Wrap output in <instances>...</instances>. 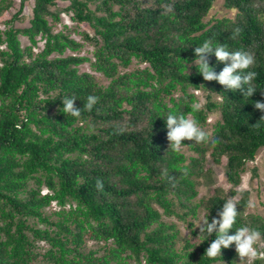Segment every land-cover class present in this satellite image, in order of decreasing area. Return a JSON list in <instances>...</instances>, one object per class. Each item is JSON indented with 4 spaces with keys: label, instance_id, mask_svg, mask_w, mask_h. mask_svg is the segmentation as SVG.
<instances>
[{
    "label": "trees",
    "instance_id": "obj_1",
    "mask_svg": "<svg viewBox=\"0 0 264 264\" xmlns=\"http://www.w3.org/2000/svg\"><path fill=\"white\" fill-rule=\"evenodd\" d=\"M215 1L70 0L67 9L93 29L86 34L93 58L65 54L82 43L54 29L57 0H34L28 26L9 21L0 28V264H240L235 242L209 257L214 233L200 242L192 228L193 240L164 218L192 227L200 206L209 219L218 215L222 188L196 198L197 177L210 170L208 153L218 163L226 156L227 178L239 185L247 161L264 147V110L254 104L264 99V0H225L236 15L211 22ZM11 4L0 0V22ZM22 33L30 44L22 45ZM39 35L45 42L36 51ZM204 39L253 55L246 69L256 73L252 97L198 72L194 48ZM134 58L146 65L127 69ZM209 60L216 71L226 63L214 53ZM84 61L108 82L82 71ZM191 88L206 92L204 106L190 108ZM89 94L98 97L90 110L83 107ZM63 95L78 96V116L61 111ZM169 110L191 114L201 127L211 113L219 118L211 133L203 128L206 140L186 138L173 149L161 115ZM239 192L236 226L258 230L256 247L264 248V216L244 212L249 192ZM53 201L60 206L55 218L46 212ZM38 238L49 243L45 251ZM90 239L97 244L88 246ZM249 264H264V256Z\"/></svg>",
    "mask_w": 264,
    "mask_h": 264
},
{
    "label": "clouds",
    "instance_id": "obj_2",
    "mask_svg": "<svg viewBox=\"0 0 264 264\" xmlns=\"http://www.w3.org/2000/svg\"><path fill=\"white\" fill-rule=\"evenodd\" d=\"M170 8L171 4L168 5V9ZM239 31V28L234 29L232 35L235 36ZM194 53V63L197 70L206 80L215 79L226 88L234 91L239 89L243 93V97L253 96L257 87L253 85L252 79L256 73L246 70L249 69L254 59L249 51L239 48L231 49L222 42L218 43L211 39H204L194 48ZM213 53L218 61H226L223 68L219 71H216L215 65L210 63L209 54ZM77 97L75 95L61 96V111L67 115L78 116L82 107L76 105L75 101ZM97 99L96 95L89 94L84 99L83 107L89 110L92 109ZM254 104L256 108L264 110V99H256L254 100ZM199 107L200 104L195 102L190 106V108L197 109ZM161 115H163L166 121V128L168 129L167 138L170 141V147L173 149H178L185 142L186 138L192 139L195 142H201L208 138V132L195 119L186 115L184 111L169 110L166 114ZM96 186L98 188L103 187V182L99 178H97ZM222 198L224 202L222 207L217 210L218 215L212 216L209 219L207 213L198 220H190L192 221L193 228L198 226L199 237L203 236L200 242L207 239L213 233L215 234L214 239L206 247L205 254L209 257H215L221 254L222 247L232 246L233 242H235V249L241 259L246 256L255 257L258 254L264 256V252L258 253L256 247L260 235L258 230L244 224L236 226L239 214L237 205L239 202L234 198V192ZM247 203L251 205L252 201L249 200ZM233 228L235 231L230 232V229Z\"/></svg>",
    "mask_w": 264,
    "mask_h": 264
},
{
    "label": "rangeland",
    "instance_id": "obj_3",
    "mask_svg": "<svg viewBox=\"0 0 264 264\" xmlns=\"http://www.w3.org/2000/svg\"><path fill=\"white\" fill-rule=\"evenodd\" d=\"M69 4L70 0H57V4L53 8L57 11L59 17L56 20L51 18L55 30H63L82 43V46L78 50L73 51L71 49H67L65 54L76 52L78 54L88 55L93 58L94 45L92 40L86 36L88 33L91 36L93 34V29L88 22H81L74 17V12L71 9H67ZM260 4V2L257 3V5ZM21 6V0H12L11 6L1 15L0 28H5L9 21H11L17 27H24L30 24V19L33 16L34 0L26 1L24 7H22V11L20 10ZM94 6L95 4L92 3V7ZM17 13L19 14L18 17H13ZM236 13L237 9L228 8L225 5V0H216L208 16L206 17V20L213 22L217 18L234 17ZM20 38L22 45L30 44V40L25 34L22 33ZM38 40V45L35 46L36 51H39L41 48H43L45 42V39L40 35L38 36ZM144 65H146V63L139 62L138 59L134 58L131 65L127 69ZM80 69L82 71L94 72L101 80L108 82V79L104 77L102 73L96 72L93 69L90 61H84L81 63ZM124 69L125 68L122 70ZM190 90L194 91L196 94L195 103H199L200 107L204 106L206 102V92L202 89L191 88ZM189 116L193 118L191 114H189ZM218 118L219 114L217 112L211 113L208 117V123L202 128H205L209 133H211L213 124ZM183 149L188 152V154H194V152H192L187 146L183 147ZM226 162V156L220 163H218L214 161L210 152L208 153L206 166L209 167L210 170L206 174H202L197 177L198 195L196 198L200 199L208 197L214 192L216 188L220 187L224 190L226 195L233 194L234 192V198L239 202V204H242L244 203V199L242 193L239 191L248 190V201L251 200L252 204L249 205L247 203L246 206L243 207L244 212H254L264 216V147L259 150L257 156L254 159L247 161V168L242 175V182L239 185H233L228 180L226 175ZM46 191H48L47 187H43V192ZM65 207L70 208L71 206L70 204H67ZM58 209H60V206L56 201H53L52 204L46 208V212L51 213V217L55 218V210ZM201 216H205V209L203 206L198 207V215L196 217L190 215L189 218L192 219L193 217V220H198ZM164 218L166 220L176 221L185 236H190L193 240L198 239V237L191 232L193 227L188 225L186 221L178 220L175 215L164 216ZM37 225L42 227L45 226L43 222H38ZM196 229H198V226ZM36 244L40 251H45V249L49 247V243L46 240L40 238L36 240ZM91 244L96 245L97 243L95 240L90 239L88 240V246ZM251 258L252 257L250 256L242 258L240 264H249ZM133 264L139 263L133 262ZM141 264H144V262Z\"/></svg>",
    "mask_w": 264,
    "mask_h": 264
},
{
    "label": "built area",
    "instance_id": "obj_4",
    "mask_svg": "<svg viewBox=\"0 0 264 264\" xmlns=\"http://www.w3.org/2000/svg\"><path fill=\"white\" fill-rule=\"evenodd\" d=\"M263 245H264V244H263ZM262 248H263V246H262ZM262 248H259V249L257 248V249H258V253H259V252H264V248H263V249H262Z\"/></svg>",
    "mask_w": 264,
    "mask_h": 264
}]
</instances>
